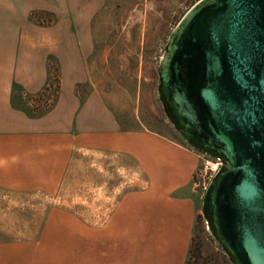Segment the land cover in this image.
Listing matches in <instances>:
<instances>
[{
	"label": "rangeland",
	"instance_id": "rangeland-1",
	"mask_svg": "<svg viewBox=\"0 0 264 264\" xmlns=\"http://www.w3.org/2000/svg\"><path fill=\"white\" fill-rule=\"evenodd\" d=\"M99 1L88 19H81L83 6L78 17L71 18L75 13L70 11L68 21L54 10L31 8L28 27L84 30L77 37L82 77L74 87L80 100L100 101L102 122L108 118L126 130L145 127L192 150L195 172L200 152L187 147L167 117L158 81L171 32L199 0ZM55 59L48 56L42 89L30 93L14 82V106L28 115L52 106L60 92ZM101 158L102 163L94 162L89 149L75 153L51 187H0V264H186L189 249L190 264L215 253L227 259L205 225L203 195L192 184L194 172L191 194L200 208L185 228L186 206L167 207L164 214L157 195L136 172L111 167L108 153Z\"/></svg>",
	"mask_w": 264,
	"mask_h": 264
},
{
	"label": "water",
	"instance_id": "water-1",
	"mask_svg": "<svg viewBox=\"0 0 264 264\" xmlns=\"http://www.w3.org/2000/svg\"><path fill=\"white\" fill-rule=\"evenodd\" d=\"M166 46L165 102L186 137L225 161L208 185L215 235L236 264H264V0H199Z\"/></svg>",
	"mask_w": 264,
	"mask_h": 264
},
{
	"label": "crops",
	"instance_id": "crops-1",
	"mask_svg": "<svg viewBox=\"0 0 264 264\" xmlns=\"http://www.w3.org/2000/svg\"><path fill=\"white\" fill-rule=\"evenodd\" d=\"M99 2L0 0V187H51L66 173L75 153L92 150L98 163H102L101 153H108L111 167L134 171L147 182L161 212L186 206V228L200 208L190 186L197 165L194 152L145 127L126 130L108 118L102 122L100 101H81L74 89L82 77L77 37L84 30L28 27L26 15L31 8L54 10L60 20L68 21L70 11L75 13L71 18L78 17L79 6H83L81 19H88L86 15ZM48 56L56 58L60 92L50 108L28 115L12 104V85L18 83L30 93L42 89Z\"/></svg>",
	"mask_w": 264,
	"mask_h": 264
},
{
	"label": "trees",
	"instance_id": "trees-1",
	"mask_svg": "<svg viewBox=\"0 0 264 264\" xmlns=\"http://www.w3.org/2000/svg\"><path fill=\"white\" fill-rule=\"evenodd\" d=\"M13 85H15V83H13ZM158 92H159V97H160V100L162 102V105H163V108H164V111H165L167 117L170 119V121L172 122V124L181 132V126L177 123L175 117L171 113L170 107L165 102V100H164V98L162 96V93H161V90H160V79H159V84H158ZM182 135H183V133H182ZM186 139L191 144H193L195 147H197V149L198 148H201V146L198 145L197 143H195L193 140H191L189 138H186ZM207 195H208V190L203 195V203H202L201 209H202V212H203V215H204L205 219L207 220V223H208V227L210 229V232L212 233V235L216 239L219 248L226 255V258L227 259H225L224 257L219 256L218 253L217 254L215 253V254H212V255L206 257L205 261L202 262V263H200V264H236L234 262V260L232 259V257L230 255V253L228 252V250L223 246V244L219 241V239L215 235V230H214V227H213V224H212V221H211V217H210L209 211H208ZM199 252L201 253L200 250H199ZM188 253L189 254H188V256L186 258V261H185L186 264H190V262H189V259L191 257V250L190 249L188 250Z\"/></svg>",
	"mask_w": 264,
	"mask_h": 264
},
{
	"label": "built area",
	"instance_id": "built-area-1",
	"mask_svg": "<svg viewBox=\"0 0 264 264\" xmlns=\"http://www.w3.org/2000/svg\"><path fill=\"white\" fill-rule=\"evenodd\" d=\"M43 103H45L46 106L50 105V102L47 101H44ZM187 147L193 148L200 152L198 155L200 156L201 161L199 167L194 172L192 184L195 190H199L200 195H204L208 189V185L211 184L212 180L223 166V160L209 154L202 149H197L190 144H187ZM204 222L208 227L206 219H204Z\"/></svg>",
	"mask_w": 264,
	"mask_h": 264
},
{
	"label": "flooded vegetation",
	"instance_id": "flooded-vegetation-1",
	"mask_svg": "<svg viewBox=\"0 0 264 264\" xmlns=\"http://www.w3.org/2000/svg\"><path fill=\"white\" fill-rule=\"evenodd\" d=\"M163 96V95H162ZM164 98V97H163ZM169 106V105H168ZM171 110V109H170ZM172 113V112H171ZM174 116V115H173ZM176 119V118H175ZM177 121V120H176ZM178 123V122H177ZM181 132L183 133V131H182V127H181ZM181 133V134H182ZM183 135H184V133H183ZM186 136L184 135V138H185ZM186 138H188V137H186ZM185 138V140H186V142L188 143V144H190V145H192L193 147H195L193 144H191L187 139ZM190 139V138H189ZM192 140V139H191ZM195 142V141H194ZM196 143V142H195ZM198 144V143H197ZM199 145V144H198ZM195 148H197V147H195ZM198 149H202V150H207V149H205V148H203L202 146H201V148H198ZM207 151H209V150H207ZM209 152H211V153H213V154H216V155H219V154H217V153H215V152H212V151H209ZM220 156V155H219ZM222 157V156H221ZM222 159H223V157H222ZM224 164H225V161H224V159H223V166H224ZM223 166L221 167V169L223 168ZM220 169V170H221ZM213 181V180H212ZM212 183V182H211ZM211 185V184H210ZM210 185H209V187H210ZM209 187H208V189H209ZM207 189V190H208Z\"/></svg>",
	"mask_w": 264,
	"mask_h": 264
}]
</instances>
